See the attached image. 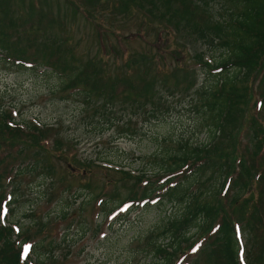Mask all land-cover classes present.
Masks as SVG:
<instances>
[{"label": "rangeland", "instance_id": "374dc122", "mask_svg": "<svg viewBox=\"0 0 264 264\" xmlns=\"http://www.w3.org/2000/svg\"><path fill=\"white\" fill-rule=\"evenodd\" d=\"M233 6L230 0H73L70 4L68 0H0V40L4 42L6 33L7 44L13 48L30 45L26 55L37 64L15 67L0 56V109L9 114L11 110L14 120L25 125L54 126V131L41 135V144L53 151L55 139L63 151L52 157L43 148L33 147L26 159L39 158L38 168L8 183L0 181L4 195L12 200L6 222L22 230L32 226L34 236L43 234L30 238L36 239L28 245L31 261L155 264L162 259L152 254L153 248L173 244L170 221L181 216V204L165 199L164 192L160 201L120 204L131 189L138 196L143 192L146 180L135 187L139 179L133 175L147 170L149 176L156 171V163L182 145L211 144L200 107L205 88L220 74L207 67L215 66L221 52L200 33L215 20H228ZM80 10L88 13L87 18ZM169 27L176 29L173 35L159 36ZM51 56L64 76L44 70L41 64ZM126 60L129 64L123 67ZM126 69H130V80L120 79ZM92 70L103 81L93 95L68 90L71 84L93 83L94 76H78ZM67 76L71 81L63 85ZM239 78L237 87H245V96L235 105L229 127L207 146L208 161L193 177L195 183H202L196 194L206 196L211 185L219 188L218 166L225 171L236 158L237 164L242 153L263 143L264 63L251 79V97L250 82L242 73ZM118 83H130L134 91L120 95ZM85 89L89 93L91 88ZM260 153L264 161V146ZM261 171L255 174L250 191L242 193L245 199L253 196L261 210L253 216L257 241L243 223L232 218L240 233L241 242L236 237L242 264H264ZM234 178L222 181L221 191L229 193ZM206 226L205 219L197 231L188 230L189 225L178 227L175 234L189 231V239L177 260L173 259L175 264H220L205 247L215 235V227L203 233Z\"/></svg>", "mask_w": 264, "mask_h": 264}, {"label": "trees", "instance_id": "16d2710c", "mask_svg": "<svg viewBox=\"0 0 264 264\" xmlns=\"http://www.w3.org/2000/svg\"><path fill=\"white\" fill-rule=\"evenodd\" d=\"M72 2L73 0H68L69 4ZM230 3H233L234 6L228 13L230 14L227 18L228 20L224 18L220 21L215 20L211 22L205 32L201 31L200 33L203 39L208 40L207 43L209 45L211 44L212 47L217 48L221 52L219 59L214 63L215 66L208 65L207 67L210 70H215L214 68H216L217 73L220 72V74L213 84L205 88L200 107V110L205 115L203 126L205 131L208 132L206 138L211 144L215 143L218 134L224 133L226 128L229 127V119L235 111V105L245 96V87H237L238 80L240 79L239 76L242 73L246 80L250 82L251 97L253 92L251 79L255 74L256 68L260 65L262 66L264 63V0H230ZM80 11L82 12V16L87 18L88 13ZM25 26L32 27L33 24L26 23ZM175 31L176 29L169 27L165 32L159 33V36L166 33L173 35ZM3 35L5 40L3 43L0 40V56L3 57L4 61H12L15 63L13 64L15 67H25L28 63L37 65L35 60L31 59L28 54L26 55V51L30 45H19L13 48V46L7 44L8 34L3 33ZM22 38L27 37L23 36ZM48 39L53 38L49 36ZM55 60L56 58L51 56L41 65H44L47 70L51 69L53 72L63 75L54 65ZM128 64L126 60L123 67ZM129 71L130 69H126L120 79L130 80ZM87 74L95 77L93 83L85 87L71 84L70 87L67 86L68 90L84 92L87 97L93 95L94 92L102 87L103 81L101 80V75L96 74L94 70L78 74L79 79ZM162 74L164 75L165 73ZM66 78L67 80L63 85H67L71 81L69 76ZM118 84L122 86L118 91L120 95L126 91H134L130 83ZM86 87L91 88L89 93L85 91ZM105 90L102 89L101 91L104 93ZM108 91V94L113 93L112 87H109ZM149 110H152V108ZM10 119V114L0 109V181L3 179L9 181L10 178L15 176L21 177L28 172L35 171L40 165L39 158L26 159V157L30 154L29 151L33 147L37 149L43 148L41 144L43 138L41 135H48L49 132L54 131L53 127L48 128L47 126L41 128L31 125L23 127L21 124L15 123L11 126L9 124ZM208 121L211 123L210 125L207 123ZM252 123L253 121L249 120V125ZM262 142H258L259 144L252 151L242 153L237 164H235L237 158L233 160V163L225 171L216 164L219 169L217 179L220 187L209 186V189H206V196H202L201 193L196 194V191L199 190H197L198 186H201L202 183H195L197 179L194 180L193 178L195 174L201 173L202 166L208 161L207 156L204 155L208 146L205 142L196 146L185 147L186 145H182L179 150L174 151L171 155L166 156V159H161L160 162L156 163V171H152L149 176L146 172L147 170L133 175V178L139 179L135 187L143 179L146 180L143 186L144 189L140 196L136 192L133 194V189H131V195L129 194L126 197L124 203L139 205L142 202L146 203L155 198L162 200L164 197H160V193L164 192L168 196L165 199L170 202L178 201L182 206L181 216L170 221L174 235L171 234L173 235L171 237L170 235H165V237H170L173 244H166L165 246H162L164 244H155L153 248L152 254L162 258L157 261L156 257L155 261L157 262L155 264H172L174 261L176 262L177 257L180 256L178 253L181 254V251L184 250L182 249V245L189 239V231L184 234H175V231L179 226L186 227V225L190 226L188 230L194 228L197 231L198 228H202L201 226L204 224L205 219L207 228L203 233L208 232V229L211 227H215V235L211 236L208 240L210 243L205 246L210 249L214 260L217 257L220 264H241L237 252L238 242L236 241L235 230L237 223L232 218L234 217L243 223L244 228L247 227L254 240H256L253 229V216L261 210L254 205L253 196H248V199H245L242 193L250 191L251 183L254 182L255 174L259 172V168H262V171L260 172L261 179L258 184L264 180V161L260 155V150L264 146V140ZM51 145L53 151H50L47 147L43 148V150L49 152L46 154L52 157H58V155L63 154V151L59 149L61 145L60 141L54 139V143ZM180 149H183V151ZM212 164L214 165V163ZM124 173L129 175L128 172ZM188 174L191 175V179L189 178V180ZM233 176L235 178L229 186L231 187L230 192L227 193V190L223 191L224 188L221 191L222 181L228 183L232 180ZM184 180H186V183L183 184ZM238 181L239 186L236 188L235 186ZM220 191L221 195L225 197H219ZM191 196H195V198L191 200ZM5 199L0 186V215L1 205ZM116 202L115 205L119 203V201ZM234 207H237V212L234 211ZM218 220H220V223L215 225ZM251 221L252 225L250 226ZM32 231V229L24 230L17 235V240L24 244L32 242L33 240L30 238L42 234L39 232L34 236L31 234ZM13 235L14 230L10 226H4L0 223V264H31L28 261L29 259L25 260V263H21L20 259L23 250L19 245H16L15 240H12ZM252 247L256 250L258 246Z\"/></svg>", "mask_w": 264, "mask_h": 264}, {"label": "snow or ice", "instance_id": "6c2138e0", "mask_svg": "<svg viewBox=\"0 0 264 264\" xmlns=\"http://www.w3.org/2000/svg\"><path fill=\"white\" fill-rule=\"evenodd\" d=\"M194 251H195V249H194Z\"/></svg>", "mask_w": 264, "mask_h": 264}]
</instances>
